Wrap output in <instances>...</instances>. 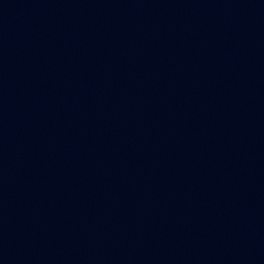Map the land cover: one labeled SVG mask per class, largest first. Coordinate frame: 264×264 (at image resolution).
I'll use <instances>...</instances> for the list:
<instances>
[{"label":"water","instance_id":"95a60500","mask_svg":"<svg viewBox=\"0 0 264 264\" xmlns=\"http://www.w3.org/2000/svg\"><path fill=\"white\" fill-rule=\"evenodd\" d=\"M0 264H264V0H0Z\"/></svg>","mask_w":264,"mask_h":264}]
</instances>
